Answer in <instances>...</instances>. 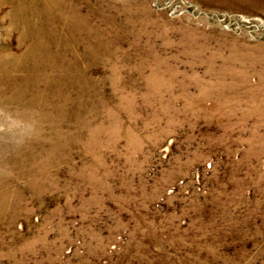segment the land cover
<instances>
[{
  "label": "rangeland",
  "instance_id": "rangeland-1",
  "mask_svg": "<svg viewBox=\"0 0 264 264\" xmlns=\"http://www.w3.org/2000/svg\"><path fill=\"white\" fill-rule=\"evenodd\" d=\"M0 264H264V0H0Z\"/></svg>",
  "mask_w": 264,
  "mask_h": 264
}]
</instances>
